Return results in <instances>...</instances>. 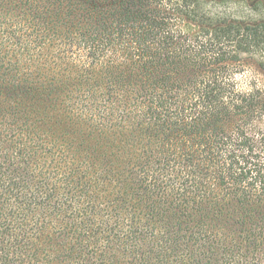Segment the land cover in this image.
I'll return each mask as SVG.
<instances>
[{"label":"trees","instance_id":"trees-1","mask_svg":"<svg viewBox=\"0 0 264 264\" xmlns=\"http://www.w3.org/2000/svg\"><path fill=\"white\" fill-rule=\"evenodd\" d=\"M264 0H0V264H264Z\"/></svg>","mask_w":264,"mask_h":264},{"label":"rangeland","instance_id":"rangeland-1","mask_svg":"<svg viewBox=\"0 0 264 264\" xmlns=\"http://www.w3.org/2000/svg\"><path fill=\"white\" fill-rule=\"evenodd\" d=\"M238 78L242 88L248 89L255 83L264 87V71L260 69L256 61L251 57L244 58Z\"/></svg>","mask_w":264,"mask_h":264}]
</instances>
